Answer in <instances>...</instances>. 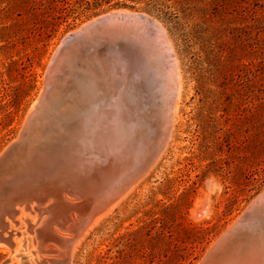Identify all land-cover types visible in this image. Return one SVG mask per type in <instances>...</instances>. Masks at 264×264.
<instances>
[{"label": "rangeland", "instance_id": "rangeland-1", "mask_svg": "<svg viewBox=\"0 0 264 264\" xmlns=\"http://www.w3.org/2000/svg\"><path fill=\"white\" fill-rule=\"evenodd\" d=\"M51 3L0 0V154L18 138L52 56L68 33L110 11L149 14L165 28L179 62L181 94L171 136L147 175L79 242L71 263L199 264L264 192V0H111L78 8L59 22ZM140 80L134 82L141 91L137 100L147 104L149 78ZM72 147L66 156L71 152L76 162H70L77 167ZM95 172L82 171L78 181L89 184ZM53 189L57 198L58 186L47 193L53 196ZM72 190L80 192L72 202H86L81 189ZM38 192L19 206L22 212L11 225L20 233L15 253H28L24 264L61 259L54 250L38 249L39 222L58 205L54 196ZM37 200H49L47 211H40ZM77 211L70 208L68 216L75 213L79 219ZM58 235L69 238L68 233ZM47 245L64 252L58 242ZM11 254L9 246L0 244V264L7 258L20 264L21 256Z\"/></svg>", "mask_w": 264, "mask_h": 264}, {"label": "bare ground", "instance_id": "bare-ground-1", "mask_svg": "<svg viewBox=\"0 0 264 264\" xmlns=\"http://www.w3.org/2000/svg\"><path fill=\"white\" fill-rule=\"evenodd\" d=\"M112 12L127 14L136 13L127 9H120ZM155 21L159 25V28H152L147 25L144 31L146 33L147 41L145 46L147 48V50L145 49L147 60L154 61L159 69V74L154 80L155 82L152 83V80H147V83L151 85V88L150 86L147 88V104H140L138 102L137 98L141 97V91L136 89L137 86L134 88L135 90L133 89L134 91L132 88L128 87V75L125 72L124 67L115 65L110 67L108 65H103V70L105 73H108L104 76L105 83H107L104 85V88L108 90V98L105 97V99L101 102H91L88 111L85 114L77 115V118L75 119H73V117L68 122L60 121L58 123L56 121L54 123L53 129H56V133L60 132L63 135V133L66 132L65 134L67 135L62 136L60 133L59 135L58 133L57 135L53 134L55 136L54 142L58 143V149H61V152H63V150L66 152L70 144L73 147H76V155H79H77L78 159H76L78 166L75 167V163L73 164V162H68L66 168L70 171V176L59 175L55 179L45 184L43 183L41 185L42 190H40L39 187L31 188L32 190L30 189L32 192H38V189L40 191H44L46 192L44 198H48L51 195L49 196L47 192H49L52 187L58 186L59 188L57 190V198L54 195V189L51 190L54 191L53 196L58 200V205L56 204L57 207L55 205V207L53 206L54 208L51 207V209L47 211L49 207L46 204L49 200L47 203L46 200H37L38 205L40 206L39 208H41L40 211H44L46 209L47 213L51 215L50 217L48 216L49 219L47 218V220L39 222L41 223L40 228L42 230H40L38 234L40 235V241H38L37 246L38 249H40V252L43 250L45 252L47 250L56 251V254L60 256L61 259L58 260L56 258H51V261L49 262L48 260L45 261V258H40L38 260L39 263L72 264L71 256L77 248L79 242L105 214L114 209V207L119 203V199L126 196L124 194H126L129 190L131 191V189L147 175L148 169L151 165L153 166L154 161L160 155L171 136L170 134L174 114L176 112L177 100L181 94V76L179 71V62L174 54L173 45L167 36L166 30L157 19H155ZM97 50L95 42H88V44L83 47V51H85L84 55L88 58L74 61L75 64L79 68H86L92 72L93 70L91 69H93L94 63L93 56L96 55ZM97 63L100 66V63ZM71 65L73 67V64ZM169 88H174V95H164L166 90ZM85 94L87 98L90 97L88 93ZM165 97L167 99H165ZM133 98L135 103H129V101H131L129 99ZM165 100L168 102L170 112V128L168 136L155 160L149 165V167H147L145 163L143 164V156L147 153L148 141H150V138L154 133L156 134L159 127L158 120L157 122L152 121L151 117L153 115L156 116L157 113H159L163 102L165 103ZM70 101H72L71 103L74 102L72 99H70ZM36 103L37 101L32 104L30 112L33 110ZM60 110L61 109H59L58 112H60ZM71 121L75 122L71 123ZM71 126H73V128H71ZM76 127L78 131H76L74 136L73 129H76ZM49 128L50 127H48V129ZM53 129L48 130L49 133ZM76 140H81V145L79 142H76ZM72 151L75 153L74 148ZM70 154L71 152H69V155ZM73 156L69 157L70 159L68 160L72 161L73 159L74 162H76L75 157L73 158ZM47 165L48 164H46V167ZM35 167L36 164L31 167V173H33L36 169ZM93 169H95L96 172L91 174L94 177L93 180L91 175L90 179L87 180L89 184L78 181V177L82 171H91ZM31 173L30 175H26L24 173H20L19 175L20 177L26 175L25 177L29 180H33V182L39 180L37 179V176L33 177ZM20 177H18V179ZM27 179L26 181L28 182ZM72 188L81 189V191H83L87 196L86 202H84L85 199H82L83 203L81 205H79L80 202H72V199L75 200V198L79 197L78 195L80 194V192H78L79 194L75 193L76 191L72 190ZM51 191L50 193H52ZM84 194H81L80 196ZM121 196L122 198H120ZM25 201H23L22 204H24ZM19 206H16V209L19 211L14 216V220L16 222L18 220L17 216L19 212H22V209L19 208ZM69 207L72 209L75 208L80 212V215H78L79 219L75 220L76 214L74 212L73 213L75 215H73L75 218H73V215H71L72 217L68 216ZM55 208L59 210H56ZM52 209L55 212L57 211L54 216H52ZM42 213H40L41 217L46 214L44 212ZM21 218L25 219L24 214ZM8 221L10 227L12 228L11 225L13 219H8ZM249 221L250 223L244 227V230L246 231L244 233L240 232L237 237L226 239L227 235L225 234L227 232L224 233V235L215 244V248L217 249L214 259L210 264H263L264 220L258 217H253L250 218ZM230 227L229 229H231ZM30 229L34 232V225H30ZM61 232L68 233L69 238L60 237L58 233ZM50 241L58 242L64 252H61L60 249H57L55 246H48L47 244ZM15 242V249L11 255H14L15 257L20 255V264L23 260L28 261V253L26 255L15 253L20 246V242ZM218 245H220V247H218ZM45 246L47 247L45 248Z\"/></svg>", "mask_w": 264, "mask_h": 264}, {"label": "water", "instance_id": "water-1", "mask_svg": "<svg viewBox=\"0 0 264 264\" xmlns=\"http://www.w3.org/2000/svg\"><path fill=\"white\" fill-rule=\"evenodd\" d=\"M147 25L159 28L155 18L144 12L135 14L107 12L68 33L54 52L46 69L43 88L36 99L37 103L27 116L18 138L0 154V244L9 246L11 253L15 249V237L20 235L10 227L8 221L13 219L14 223H17L14 220L15 214L19 211L16 206L21 205L27 197L34 194V191H30L31 188L39 187L42 190L43 183L59 175H71L66 168L70 161L66 157L65 150L61 152L58 143L54 142L53 134L60 133H56V129H53L54 123L68 122L73 117L75 119L77 115L88 111L91 102H101L105 97L108 98V90L104 88L107 84L104 76L108 73L103 70V65L124 67L128 75V87L132 89L136 87L134 85L136 80L142 78L147 80V75L149 81L155 82L159 69L154 61L147 60L145 53L147 41L144 31ZM90 41L95 42L98 49L93 56L92 72L83 71L74 62L88 58L84 55L83 47ZM174 91V88H169L164 95H174ZM85 93L90 97L87 98ZM70 99L74 102L71 103ZM58 108L61 109L60 112ZM151 120L156 122L158 120L159 127L156 134L154 133L148 141L147 153L143 156V164L145 163L147 167L155 160L168 136L170 112L166 100L159 113L153 115ZM73 122L75 121H71ZM50 129H53L51 134L48 131ZM76 129H73L74 134ZM65 133L60 134L67 136ZM35 164L36 169L31 173V167ZM20 173L26 175L31 173L39 180L33 182L27 179L26 175L20 177ZM253 217L264 220V192L258 194L247 205L236 223L231 225V229H226V239L237 237L240 232L244 233L246 231L244 227ZM25 245L26 239L23 237L22 247ZM215 246L209 248V252H206L199 264L212 263L217 249ZM10 261L11 259L7 258L2 264H10ZM24 263L25 260L21 264Z\"/></svg>", "mask_w": 264, "mask_h": 264}, {"label": "trees", "instance_id": "trees-1", "mask_svg": "<svg viewBox=\"0 0 264 264\" xmlns=\"http://www.w3.org/2000/svg\"><path fill=\"white\" fill-rule=\"evenodd\" d=\"M110 1L111 0H52L51 6L55 11L53 19L59 22L65 19L71 12L78 10V8L90 6L98 7Z\"/></svg>", "mask_w": 264, "mask_h": 264}]
</instances>
